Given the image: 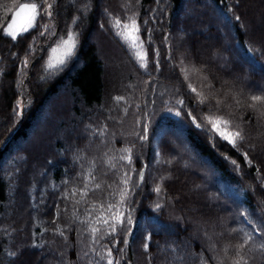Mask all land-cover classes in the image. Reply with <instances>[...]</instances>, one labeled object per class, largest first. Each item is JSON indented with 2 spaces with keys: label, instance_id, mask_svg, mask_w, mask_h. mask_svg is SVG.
<instances>
[{
  "label": "trees",
  "instance_id": "16d2710c",
  "mask_svg": "<svg viewBox=\"0 0 264 264\" xmlns=\"http://www.w3.org/2000/svg\"><path fill=\"white\" fill-rule=\"evenodd\" d=\"M51 1L52 16L38 18L37 26L18 35L16 40L3 34L6 21L0 24V214H5V204L9 201L7 172L1 167L4 161L22 162L16 178V184L20 187L15 197L19 209L13 211L11 208L15 221H19L14 222L18 231L26 222L22 214L28 205L25 199L27 189L31 188L32 183L39 184L35 180L37 173L48 166L55 177L61 175L63 169L52 165L51 158L56 152L58 155L66 153L67 145L56 141L57 149L49 151L44 146L47 141L41 136L37 137L33 130L39 115L42 113L45 117L50 112L51 123H59L55 126L60 127L62 134L65 133L68 123L65 124L62 119L68 114L62 111L61 101L66 91L74 102V116L91 121L96 115L95 109L104 105L105 109L112 107L115 94L134 95L133 89L138 86L141 95H145L144 100L145 97L156 100L161 89L168 87L174 98L177 95L176 102H184L183 105L177 103L184 122L178 126V139L180 136L185 138L198 163L192 161L188 152L179 156V150L169 135L162 136L157 159L152 144L154 133L144 134L148 138L140 142V147L137 144L139 150L133 164L134 170L143 168L144 179L138 182L134 174L135 182L130 185L129 196L124 202L125 213L130 212L133 224L119 227L112 239L105 236L94 247H89L85 241L82 251L88 255L83 253L82 258H77L76 249L68 250L69 261L72 264L76 261L77 264H89L90 259H94L95 263L102 261L97 253L105 252L104 247H112L115 243L121 258L120 264H201V255L207 264H231L239 256H244L249 260L248 263L257 260L256 264H264V254L259 248L250 252L248 245L243 249L236 247L246 238L239 226L241 219L254 235L264 237V116L260 115L264 113V101L251 100L252 96L264 97V87H260L264 83V0H239L238 4L235 0H223V3L220 0H139L138 25L146 48L147 66L141 67L129 56L126 58L122 55V69L112 74L107 70L110 63L100 43V20L105 18L104 13L110 10L111 3L123 6V2ZM246 1L249 6L255 7V11L248 9ZM34 2L43 4L45 8V0ZM212 10L226 17L232 35L224 22L220 23V18L212 14ZM235 16L240 19L236 20ZM40 25H48L50 31L40 35L44 32ZM69 32L76 39L73 55L59 68H48L49 50L58 40L68 37ZM104 41L114 43L109 35L104 36ZM201 45L210 46L212 54L205 58L198 55L196 49ZM25 59L28 61L26 66L23 64ZM125 64L129 67L128 72H125ZM125 73L126 77L123 75ZM144 81L148 83L146 91L139 84ZM26 93L27 111L17 122L13 109L17 108L20 98L26 99ZM201 100L204 102L201 103ZM64 103L67 105V102ZM81 105L87 113L82 112ZM102 115L106 116L105 113ZM208 116L221 117L229 121L232 129L242 130L245 139L238 143L239 151L218 135L214 141L215 148L211 146L209 136L197 129L192 120L195 117L201 128H211ZM161 120H157V123ZM72 122L75 124V119ZM48 124L47 120L43 134L50 130ZM154 125V121H151L150 127ZM68 143L72 148L73 144L70 141ZM17 148L21 149L20 153L15 152ZM14 153L16 160L12 156ZM244 153H247L251 165L245 160ZM23 155L25 158H21ZM73 155H77L78 159H74L79 160V166L73 164L69 169L72 176L66 174L63 204L68 208V198L72 196L75 200L79 199L82 190L86 189L88 194L83 196L84 200L79 205V222L71 218L70 211L57 215L55 219L54 208L57 203L52 202V214L47 220L54 227V232L59 225L63 233L55 232L52 239L57 253L62 250L66 253L65 242H73L80 237L89 218L95 217L89 215L93 204L102 202L106 208L108 204H116L120 198L115 192L116 183L112 181L117 166L109 168L102 160L87 164L82 161L81 164L80 152ZM72 158L67 154L65 163ZM169 160L171 163H167ZM233 160L235 165L230 162ZM102 165L107 169V178ZM214 171L217 175L215 178L238 189L242 199L236 200L223 191L213 180L211 173ZM164 177L170 179H162ZM205 179L210 182L207 183ZM54 184L55 181L47 184L52 192L60 189L55 188ZM96 184L101 187L97 189ZM157 186L161 188L159 193L154 191ZM157 204L161 205L159 209L155 208ZM236 204L247 208L248 216L245 217L248 223H245L244 217L241 218L242 212ZM196 209H199L197 213L203 218L195 219L190 215ZM27 221L33 220L28 217ZM145 221L148 223L146 226ZM256 228H260L261 233H256ZM211 229L222 234L224 230L228 233L214 240ZM149 233L151 239L147 241L148 249L145 251L140 245L144 246ZM194 235L197 236L196 241ZM206 235L217 249L209 245ZM125 239L127 245L123 242ZM139 239L142 240L140 243ZM185 241L188 244L182 247ZM135 242L139 246L135 247ZM165 244L171 248L166 253L161 249ZM90 248H95V253ZM3 253L4 243L0 240V258ZM28 257L32 258L30 254Z\"/></svg>",
  "mask_w": 264,
  "mask_h": 264
},
{
  "label": "rangeland",
  "instance_id": "374dc122",
  "mask_svg": "<svg viewBox=\"0 0 264 264\" xmlns=\"http://www.w3.org/2000/svg\"><path fill=\"white\" fill-rule=\"evenodd\" d=\"M191 0H189L190 2ZM257 2L259 0H256ZM51 0H46L45 2V8H47V4L51 3ZM122 3L123 6L115 3L110 4V10H106L104 15L105 18L100 20V27H101V38L100 43L104 47L105 56L109 60V66H108V72L110 74L114 73L115 70H121V61H123V57L129 56L131 59L135 60V63H138L140 66V61L136 58V53L140 52L141 55L145 57L146 60V48L143 43L142 48H131L128 42H126L124 39H122L121 36L117 35V32H123L125 31L123 28V25L127 24L131 26L132 21L135 20L136 24L138 25V15H139V0H118V3ZM25 3H35L34 0H31V2L26 0H0V24L6 21V24L4 26V29L8 27V25L12 22L13 16L15 12L17 11L19 5L25 4ZM246 4L248 5L249 3ZM249 6V5H248ZM251 9V11H255L254 6H249L248 9ZM257 9V8H256ZM259 9V8H258ZM260 10V9H259ZM51 11V9H49ZM213 15L218 16L220 19V23L224 22L223 24L228 26V21L225 16L219 15L217 11L212 10L211 11ZM189 14V13H188ZM251 17V14H250ZM120 21V25L116 26V20ZM218 20V21H219ZM139 26V25H138ZM3 29V30H4ZM228 32L232 35V31L230 28H228ZM206 34V32H204ZM134 35H137L136 33H133ZM228 34V33H227ZM109 35L111 38H113L114 43H107L104 41V36ZM139 40L143 41L140 33H138ZM63 38V39H67ZM58 40L54 46L49 50L48 52V61L51 60V62L55 63V59L59 58L61 53L64 51L62 40ZM94 42V40H92ZM60 46L58 48V51L53 53L52 49L57 48V46ZM212 50L210 49V46L203 47L202 45L199 46L196 49V53L200 56L207 57L211 53ZM122 55H124L122 57ZM217 58V56H216ZM31 63V62H29ZM62 65V64H61ZM57 65L56 67L59 68ZM125 72H128L129 67L125 64L124 65ZM125 77L127 74H123ZM113 77V76H112ZM141 88L143 89L147 87L148 83L147 81H144L142 84L139 83ZM263 84V85H262ZM260 87H264V83H262ZM137 89H139V92H137ZM142 89V90H143ZM146 91V90H145ZM65 92V97L63 96L61 101V107L62 111H67V117H64L62 119L63 122L68 123V127L65 129V133L62 134V130L60 127L57 128L55 126L56 124H59L55 122L52 124L49 119L52 118V114L49 112L47 116L44 117V115L41 113L35 123L34 132H36L37 137H42L44 141H47L44 146L49 151L56 150L57 147L55 146L56 141H62L61 143H64L67 145V152L65 153H55L56 155L51 158L52 165H55L56 168L63 169L61 175L58 174L56 177L54 174H52L48 170V166H46L41 173H37L38 175L35 177V180L39 182V184H33L31 188L27 189L26 197L25 199L28 200V205L24 209L23 215V221L25 224H23V228H21V231H18L13 216V211H17L19 209L18 204L16 203V192L19 190V186L16 184V179L19 176L20 168L22 166V162H11L9 159L4 161L2 164V169L6 170L7 174V181L9 185V198L8 203L5 204V214H0V240L4 243V253L2 254V257L0 258V264H72L69 261V254L70 252L68 250L70 249H76L77 258H82L84 244L87 241L89 243V247H94L99 243H95L92 239V233L88 230L90 226H94L100 231L96 234L97 238L99 239V242L101 240H104L103 238L106 236L105 233L108 231L107 226L101 225V224H95V219L97 217V214L99 213V216L101 214V210L98 212L97 206L102 204V202L96 203L95 208H90L89 213H91L92 216L95 215L94 218H89V222L86 227H84L81 230V236L75 238V241H68L65 242L66 244V253L64 250L62 252H56L55 251V242L52 241L53 236L57 234H60L61 227L57 225V229L54 232V227L51 225V223L47 220L50 215L52 214V202L55 201L57 203V206L54 208V218L56 219L57 215H62L64 213H67L70 211V215L72 216V219H76L78 222L80 221V214H79V205L82 204L84 198L80 197L79 199L75 200L72 196L68 198L69 207L66 208L63 204L64 198V183L67 181L66 174L70 175V167L73 166V164H77L79 166V160H76L74 158H77V155H73L74 153L79 154L80 152V161L82 164V161L84 164H87L88 162H100L101 160L104 161V164L106 163L109 168L112 167V165H115V174L113 178V182L116 183L115 186V192L116 194H119L121 189L124 187H127L130 189V185L134 183L135 178L134 174L136 173V177L138 178V172L141 169L134 170L133 164L134 160L137 156V150H139L140 142L142 141L139 137L142 134H149L154 133L153 137V148H155L157 152V159L159 158L158 155V149H159V142L163 135H169L171 138V142L175 145L177 148L179 156L182 157V154L184 152H188V156L192 159V161H195V155L190 151L189 145L185 138L183 136H180L178 139V126L182 123V115L179 110L178 104L175 101V98L173 93L170 91V89L162 88L159 94V98L156 100H153L152 97H145V95H141L142 91L138 86L133 89L134 95L131 94H115L112 98V107L105 109V105L95 109L94 112H96V115L93 119H83V117L76 118L74 116V113L72 112V106H74V102L72 101V97L70 94ZM131 92V91H130ZM116 97H123L122 100L117 101ZM24 99L23 97L20 98L18 101L26 102L27 99V93L25 95ZM67 102V105L66 103ZM106 104V103H105ZM80 107V106H79ZM83 111V113H87L85 107L81 105L80 107ZM69 109V110H68ZM55 112L54 110H52ZM176 111L180 112V116L174 115ZM102 113H105L106 116L103 117ZM103 117V118H102ZM208 118H211L212 120H217L221 117L216 116H208ZM75 119V124L72 122V120ZM162 119V120H161ZM48 120L49 124L48 127L50 130L48 131L47 127H44V130L48 131L47 133L43 134V126L46 124V121ZM157 120H161L160 123H157ZM225 120V119H223ZM151 121H154L155 125L154 127H150ZM148 125V131L147 133H144V126ZM52 127V128H51ZM222 129L228 132H235L236 130L232 129L230 127V124L227 126H224L221 124ZM36 135H34L35 139ZM68 136L70 143L73 144V147L71 148L69 145ZM87 136V137H85ZM48 139H50L48 141ZM37 141H40L37 139ZM139 143V147H137V144ZM54 145V146H53ZM27 149V148H26ZM79 149V152H78ZM125 149H130V153L125 152ZM21 149L17 148L15 152L20 153ZM67 154H70L73 158L71 161H68V163H65V158ZM125 155H131L132 157V163L129 164L127 160H122L120 157ZM15 160L17 159L15 153L12 155ZM21 158H25V155L21 156ZM57 158V160H55ZM90 160V161H88ZM93 160V161H92ZM197 162V161H195ZM203 162V161H202ZM16 163V165H15ZM50 163V164H51ZM198 163V162H197ZM184 165V164H183ZM190 166V165H189ZM55 168V167H53ZM65 168V169H64ZM186 168V167H185ZM37 167H35V170ZM52 169V168H51ZM103 174L107 178V169L104 165H102ZM210 168L208 167V170ZM38 170V169H37ZM207 170V168H206ZM128 174L130 177V182L127 186H125L122 182V177L125 174ZM144 173V171H143ZM212 174L213 180L216 182V184L222 188L223 191H225L227 194L233 196L236 200L242 199L238 189H235L231 187L230 185L223 184L222 182L218 181L215 177L217 176L215 174V171ZM83 175V174H82ZM208 178V177H207ZM210 178V177H209ZM208 182H210L209 179H205ZM49 181H55V188H60L57 191H51L47 184H49ZM106 181V180H104ZM47 185V186H46ZM41 186V188H40ZM46 186V187H45ZM201 188H205V186H202ZM68 193V192H65ZM186 193V192H184ZM109 198H112V196H107ZM120 202V198L117 199ZM116 200V204H119V202ZM79 201V203H77ZM62 203V204H61ZM210 203V202H209ZM238 207L239 211L242 212V217L246 219L248 216L247 208L245 206L240 207L238 204L235 205ZM99 207V206H98ZM12 208V210H11ZM107 207L105 208V215H108L106 211ZM116 209H114L115 211ZM125 206L123 204L122 207L119 208V211H122L125 213ZM199 209L192 210L190 212V215H192L195 219L197 217H202L199 213H197ZM16 213V212H15ZM16 214H19L18 212ZM28 217L32 219L33 221H27ZM203 218V217H202ZM94 220V222L92 221ZM248 223V220H245V223ZM148 225V223H144V226ZM239 226L242 229L244 234H251L253 235V240L249 241L248 249L253 251L255 248H259L263 254H264V248L261 249L260 245L264 244V237L260 238L257 237V235H254L252 232V229L247 227L242 219L239 221ZM172 227V226H170ZM213 229V228H212ZM210 230V233L212 234V238L214 240H219L221 235H224L228 233V231H225L222 233L216 232V230ZM223 230V228H222ZM119 231V228H118ZM210 234V235H211ZM110 239L113 237L108 236ZM209 245H212V242L208 235H206ZM193 239H197V236L194 235ZM65 241V240H64ZM77 241V242H76ZM142 240L139 239L138 243H140ZM36 243L39 245L38 248L32 247V245ZM136 243V242H135ZM136 243V245L139 246V244ZM109 244H112L110 242ZM188 241H185L184 244H182V247L187 245ZM116 244L113 243V258L115 260H121L120 255L117 254V248H115ZM142 248L143 245H140ZM108 247H104V250H106ZM214 249H217L214 245ZM162 251L166 253L167 249L170 250L169 244H165L163 247H161ZM15 254L22 253L18 257ZM31 255L28 257V255ZM264 256V255H263ZM56 260V261H55ZM257 260H254L248 264H256ZM78 261H76L75 264H77ZM249 262V260H248ZM89 264H97V262H94V259H90ZM99 264H106V260L99 261Z\"/></svg>",
  "mask_w": 264,
  "mask_h": 264
},
{
  "label": "snow or ice",
  "instance_id": "6c2138e0",
  "mask_svg": "<svg viewBox=\"0 0 264 264\" xmlns=\"http://www.w3.org/2000/svg\"><path fill=\"white\" fill-rule=\"evenodd\" d=\"M46 2V0H45ZM221 3H223V0H220ZM235 2L238 4L239 0H235ZM53 7L52 3H48L47 4V8H44L43 4L38 5L37 3H25V4H21L19 5L17 11L15 12L12 22L8 25V27L6 29L3 30V34L6 36L11 37L12 40H16L18 35H23L24 32H27L30 28H35L37 26V20L38 18H43L44 16H48L51 17L52 13L51 11H49V9H51ZM87 8V5H85V9ZM39 9H44L43 11H40ZM229 11H231V8L229 9ZM236 20H239L240 17L239 16H235L234 17ZM120 25V21L117 19L116 20V26ZM40 27L44 28V32H41L40 35H44L45 32H49L50 28L48 25H40ZM123 28L125 31L123 32H117L118 36H121L122 39H124L126 42H128V44L130 45L131 48H142L143 46V41H140L139 43H137V41L139 40V26L136 24V21L133 20L131 26L125 24L123 25ZM133 33H136L137 35H134ZM35 39V38H34ZM75 43H76V39L75 36L69 32L68 33V38L67 39H63L62 40V45L64 48V51L61 53L59 58L55 59V63L51 62V60L48 62V68H54L57 65H61L64 64L66 59L71 57L74 53V48H75ZM60 46L58 45L57 48H53L52 52L55 53L58 51V48ZM249 51L251 52V49H249ZM158 55V54H157ZM136 58L140 61L141 67H146V60L145 57L143 55H141L140 52L136 53ZM28 63L27 59L24 60L23 64L24 66H26ZM157 66H158V61L156 62ZM193 92H195L196 90L193 88L192 89ZM117 101L122 100L123 97H116L115 98ZM252 101H264V97L261 96H252L251 97ZM201 103H203L204 101L201 100ZM178 104L183 105V100H179L177 101ZM252 107H255V105H252ZM27 111V104L22 102V101H18L17 102V108L13 109V113H14V117L16 119V121L18 122L20 119H22L24 112ZM174 115L176 116H180V112L176 111L174 113ZM261 116H264V113L260 114ZM193 123L195 125V127L197 129H201L202 131H204L208 136H209V143L211 144V146L213 148H215V138L218 135L219 138L221 140L227 141L233 148H235L237 151H239L238 148V143L240 141H243L245 139V137L242 135V130L240 131H235V132H228L225 131L224 129H222L221 124H223L224 126H227L229 124V121L227 120H223V118H219L217 120H212L211 118H209V123L211 124V128H201V125L199 123H196V119L195 117L192 118ZM144 133H147L148 131V125L146 124L144 126ZM141 140H146L148 137L147 135H140L139 137ZM127 153H130V149H125L124 150ZM245 157V160L247 161V163L249 165H251V160H248L247 158V153L243 154ZM120 159L122 160H127L129 164L132 163V157L131 155H125L120 157ZM225 159H229L228 157H225ZM232 164H236V162L230 161ZM167 163H171V160L167 161ZM112 167H115V165H112ZM238 167V165H237ZM257 173H259V169H257ZM259 178V177H258ZM144 179V175H143V168L138 172V182L139 181H143ZM162 179H170V177H164ZM122 182L125 186H127L130 182V177L128 176V174L126 173L123 177H122ZM95 187L97 189H99L101 187V185L96 184ZM262 187H264V185H262ZM155 192L159 193L161 191L160 186H157L154 189ZM87 190H82L81 195L86 196ZM73 195H75V190H73ZM119 196H120V202L117 205H113V204H108L107 205V213L108 215H105V207L103 204H101L100 210H101V214L100 216L96 217L95 219V224H101V225H105L107 226L108 231L105 233L106 236H111L114 237L115 234L118 231L119 227L122 226H131L133 224V219L132 216L129 213H124L122 211H119V208L123 206L124 202L127 200L128 196H129V189L127 187H124L123 189H121V191L119 192ZM77 203H79V201H77ZM93 208L96 207L95 204L92 205ZM161 207L160 204H157L155 206L156 209H159ZM114 209H116L114 211ZM89 215H91V213H89ZM249 223H251V221H249ZM91 233H92V239L95 243H99V239L97 238L96 234L100 231V229L94 227V226H90V228L88 229ZM57 231H59V229H57ZM235 231V230H233ZM256 233H261V229L260 228H256L255 229ZM61 235H63V233L61 232ZM246 238L244 239L243 243L236 246L238 249H243L245 245H247L249 243V241L253 240V235L251 234H245ZM151 239V233L147 234L145 237V244H144V249L145 251H147L148 249V243L147 241H149ZM117 243L119 241H116ZM126 245L128 243L127 239H125L123 241ZM32 247H36L38 248L39 245L34 243L32 245ZM214 247V245L212 246ZM229 247H233L231 245H229ZM261 248H264V244L260 245ZM90 251L95 253V248H90ZM119 251L123 252V249H120ZM225 251H227V249H225ZM113 252V248L112 247H108L105 252L103 253H97V255L99 256L100 260H106V264H120L119 260H115L113 258L112 255ZM22 253L19 254H15L17 257L19 255H21ZM84 255H88V253H84ZM201 259V264H207V260H205L203 258V256L201 255L200 257ZM97 264H99V261H97ZM222 264V262H221ZM231 264H248V260L244 257V256H239L238 259H235L231 262Z\"/></svg>",
  "mask_w": 264,
  "mask_h": 264
}]
</instances>
